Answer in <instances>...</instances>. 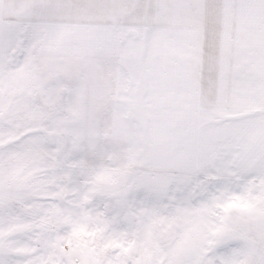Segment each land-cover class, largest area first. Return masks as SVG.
I'll return each instance as SVG.
<instances>
[{
  "label": "snow or ice",
  "instance_id": "obj_1",
  "mask_svg": "<svg viewBox=\"0 0 264 264\" xmlns=\"http://www.w3.org/2000/svg\"><path fill=\"white\" fill-rule=\"evenodd\" d=\"M0 264H264V0H0Z\"/></svg>",
  "mask_w": 264,
  "mask_h": 264
}]
</instances>
